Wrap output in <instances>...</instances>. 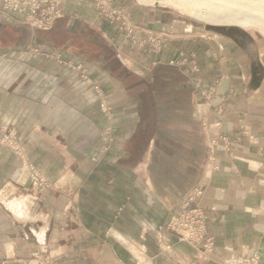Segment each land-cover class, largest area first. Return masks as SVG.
Here are the masks:
<instances>
[{
    "label": "crops",
    "instance_id": "obj_1",
    "mask_svg": "<svg viewBox=\"0 0 264 264\" xmlns=\"http://www.w3.org/2000/svg\"><path fill=\"white\" fill-rule=\"evenodd\" d=\"M127 6L136 23L173 29L161 53L94 21V0H60L47 30L0 10V125L23 152L0 136V264H223L253 253L264 264V45ZM179 51L195 69L169 64ZM196 206L207 260L165 229Z\"/></svg>",
    "mask_w": 264,
    "mask_h": 264
},
{
    "label": "rangeland",
    "instance_id": "obj_2",
    "mask_svg": "<svg viewBox=\"0 0 264 264\" xmlns=\"http://www.w3.org/2000/svg\"><path fill=\"white\" fill-rule=\"evenodd\" d=\"M37 1H40V2L48 1V3H46V4L42 3L41 4V7L38 10L37 15L35 16L34 20H29L27 18V14L29 15V12L26 13V10L20 11L19 12V15H20L19 22L22 21L23 23L27 24L29 27L34 28V29L47 30L51 27V25L53 24V21L61 15L60 10H59L60 0H37ZM224 1H226V0H215L214 1V2H216L215 6H217V7H219V5L225 6V8H227L230 11V13L233 17L238 15L239 18L240 17H242V18H240L241 20H239L237 22H231V23H225L226 21H224L222 23V21H220L221 25H225V24L226 25H233V26H235V28L239 29V31L243 35H246L247 37H252L253 39H256L257 41H259L261 44L264 45V32L262 31L260 26H258L255 23H252V21H250V19H248L251 16H253V15L255 16L257 14L254 10L253 11L255 12V14L253 11L251 12V10H250V9L254 8V5L250 6L247 3H244V4H238L235 2L231 3V0H228L227 3ZM27 2H29V1L25 0L24 4L26 5ZM1 4H2V1L0 0V5ZM94 4H95V8H96V10H95L96 13H95V18L93 20L96 22H99V23L103 22V23L108 24V26L110 28H112L113 32L115 31V32L119 33V35H122L123 37L125 36V33L121 29H124V27L126 25L130 26V24L133 25L135 27V29L144 28V29L151 31L152 34L157 35V36H158V34H164L167 36V34H169V33L171 34L173 32V29L172 30H165V31L164 30L163 31H155V30L151 29L150 26L147 27V25H145V24L136 23L135 19H133L131 17V11L129 9H127L128 4L129 5H135L136 7H141V8H150V9H158V10L168 11V12L172 13L174 16L179 17V20L182 22H185L187 25L188 24H190L192 26L199 25L200 27L204 26V27L211 28L213 30H217L216 26L220 25V23L218 21H211L212 22L211 23V22L207 21L206 18H203V17L196 15L195 11L193 9H191V7L184 5L181 2V0H153L149 4H140L137 0H94ZM235 4L236 5L238 4V5L236 6ZM245 4H247V5H245ZM23 7H25V6H23ZM103 8H105L104 11H102ZM24 9H27V8H24ZM0 10L8 13L7 10H5L1 7H0ZM196 12H199L203 16H205L206 14L210 16V14H211V16H213L214 20H219V18L216 17V15L218 16L219 13L215 12L213 10H210L208 8L203 7V8H200V10L196 11ZM246 16H249V17L247 18ZM228 19H230V17ZM47 22L48 23L50 22V25L48 27H45ZM119 27L121 29L118 30L117 28H119ZM185 29H187V27H185ZM235 36L238 39H242L241 35H239V34H236ZM165 39H167V38L162 39V41H161L162 46H161V49L159 51L154 52V51H151L150 49H140L136 46H133V47H135L136 49H138L140 51H146L148 53L152 52L154 54H158V53H161L164 49V40ZM35 51H38V50L36 49ZM179 52H180V58L174 60L173 64L169 63L170 65H176L177 62L181 59L182 52L181 51H179ZM185 55L188 56V58L190 57L189 56L190 54H188V52H185ZM47 56L50 59H55L57 62H59L60 64H63L66 67L67 66L74 67V64L71 61H64V59L62 58V56L58 50L51 51ZM194 58H195V55H194ZM195 63H196V60H195ZM178 65H180V64H178ZM76 68H79V67H76ZM98 96H99V94L97 95V97ZM98 100L101 103V100L99 99V97H98ZM105 106H106V101H105ZM99 107L102 111H107V107H106V110H103L101 105ZM0 128L4 129L5 131H8V132L13 131V128H11V127H5V126L0 125ZM15 136L17 138V132L16 131H15ZM20 153H23L22 147L17 154H20ZM26 164H27L26 168L28 169V175H29L30 180L34 184L38 185L39 188L42 190V188L40 187V184H39V183H44V182L40 181V179H42L43 181H45L47 183L46 188H48L49 183H48L46 176L43 175L41 173V171L37 167H35L32 163L28 162ZM30 167H32L34 170H36L38 172L39 183H36L33 180L32 174H31L32 169H30ZM46 188H44V189H46ZM200 194H201V192H199V191L195 192L193 194V196L189 198V200H192L194 196H199ZM187 205L188 204L186 202L183 206L187 207ZM196 207H198V206H196ZM194 208H190V209H194ZM190 209H188L187 211H189ZM187 211L180 210V211L169 214V216L166 220V223L176 213L187 212ZM165 229L169 232L175 233L178 236V239L182 240V236L177 234L174 231L169 230L167 228L166 224H165ZM184 234L188 235L189 233L184 232ZM205 234H206V229H205V233L203 235V239H202L203 241L201 243H199V241H195L194 243L187 241V243L194 245V246L198 247L199 249L201 248L200 251H198V254L200 253L201 257H204V259L207 260L210 257L209 252L211 251V249H210L211 242L209 239H206ZM194 238H195V236H194ZM182 241H185V240H182ZM254 254H257V253H253V255ZM252 256L243 257V256L237 255L235 257L229 258L227 260V262L224 261L223 264H232V262H228V261L229 260L232 261L233 259H235L237 257L251 258ZM258 261H259V255H258ZM135 264H137V263H135ZM140 264H144L143 261Z\"/></svg>",
    "mask_w": 264,
    "mask_h": 264
},
{
    "label": "built area",
    "instance_id": "obj_3",
    "mask_svg": "<svg viewBox=\"0 0 264 264\" xmlns=\"http://www.w3.org/2000/svg\"><path fill=\"white\" fill-rule=\"evenodd\" d=\"M2 4L0 5L1 8L7 10L8 12H13L16 14H19L20 11H25L26 13L29 12V15L27 14V18L29 20H34L35 16L37 15L38 10L41 7V4L48 3V1H37V0H28L29 2L24 4L25 0H1ZM25 6V7H23ZM27 8V9H24ZM105 8L102 9L104 11ZM50 25V22L46 23L45 27H48ZM118 30L121 29L120 27L117 28ZM123 32L125 33L124 41L129 43L132 46H136L140 49H150L151 51H159L162 46V39L166 38V35L164 34H158L154 35L151 33V31L144 29V28H138L135 29L133 25L130 24L126 25L124 27ZM190 57L185 55V52L181 54V59L177 62V64H185V63H191L192 67L195 69L197 64L195 63L194 54H190ZM169 63L173 64L174 60H170ZM99 94V99L101 100V107L103 110H106L105 106V99L103 94L101 93V90H97V95ZM0 136L1 141L3 144H5L7 147L13 149L16 153H18L21 149V146L15 136V131H5L4 129L0 128ZM31 174L32 178L36 183H39V175L36 170H34L32 167ZM34 170V171H33ZM41 182L39 183L40 187L42 189L47 187V183L40 179ZM199 194V193H198ZM193 200V199H192ZM206 214L204 212V209L200 207H195L194 209H190L187 212H179L176 213L174 216H172L168 222L166 223V226L169 230L176 232L177 234L182 236V240L190 241L191 243H194L195 241H199L201 243L203 240V235L205 233L206 229ZM184 232H188V235H185ZM195 236V238H194ZM232 264H261L258 261V255L254 254L251 258H242L237 257L233 259Z\"/></svg>",
    "mask_w": 264,
    "mask_h": 264
},
{
    "label": "bare ground",
    "instance_id": "obj_4",
    "mask_svg": "<svg viewBox=\"0 0 264 264\" xmlns=\"http://www.w3.org/2000/svg\"><path fill=\"white\" fill-rule=\"evenodd\" d=\"M137 1L140 4H149L153 0H137ZM214 1L215 0H181V2L184 5H187V6L191 7V9H193L195 11V14L196 15H198L200 17H203V18H206L207 21H209V22H211V21H218L220 23V21H222V23H223L224 21H226L225 23H231V22H237V21L241 20L240 18H242V17L239 18L238 15L233 17L231 15L230 11L227 8H225V6H222V5H219V7L215 6L216 2H214ZM227 1L228 0H226L224 2L227 3ZM232 2H235V3H238V4L247 3L250 6L254 5V8H252L250 10H251V12L254 10L257 14L255 16L252 14L253 16H251L250 18H248L249 16H246V17L248 19H250V21H252V23H255L258 26H260V28L264 32V0H231V3ZM247 4H245V5H247ZM203 7L204 8H208L210 10H213L215 12H218L219 15L218 16L216 15V17H218L219 20H214L213 19V16H211V14H210V16L207 15V14H206L207 16L206 15L203 16L199 12H196V11H199L200 8H203ZM255 12H254V14H255ZM229 17H230L231 20L228 19ZM220 25H221V23H220Z\"/></svg>",
    "mask_w": 264,
    "mask_h": 264
},
{
    "label": "water",
    "instance_id": "obj_5",
    "mask_svg": "<svg viewBox=\"0 0 264 264\" xmlns=\"http://www.w3.org/2000/svg\"><path fill=\"white\" fill-rule=\"evenodd\" d=\"M217 31H220L224 34H227L231 37H236V34L241 35V37L244 39L246 35H243L239 29L235 28L233 25H217L216 26Z\"/></svg>",
    "mask_w": 264,
    "mask_h": 264
}]
</instances>
